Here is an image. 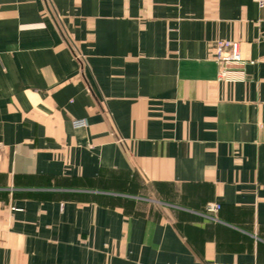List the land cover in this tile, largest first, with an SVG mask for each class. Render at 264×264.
Listing matches in <instances>:
<instances>
[{
    "label": "crops",
    "instance_id": "1",
    "mask_svg": "<svg viewBox=\"0 0 264 264\" xmlns=\"http://www.w3.org/2000/svg\"><path fill=\"white\" fill-rule=\"evenodd\" d=\"M0 264H264V6L0 0Z\"/></svg>",
    "mask_w": 264,
    "mask_h": 264
},
{
    "label": "built area",
    "instance_id": "2",
    "mask_svg": "<svg viewBox=\"0 0 264 264\" xmlns=\"http://www.w3.org/2000/svg\"><path fill=\"white\" fill-rule=\"evenodd\" d=\"M259 7L264 6V0H254ZM77 58H81L77 56ZM213 60L218 66V79L223 81H237L244 78L243 66L246 62L254 63L253 60H245L234 41L217 40L213 47ZM75 126L85 125V119L73 121ZM123 142V139H118ZM220 209V203L210 201L205 205V214L212 217V214Z\"/></svg>",
    "mask_w": 264,
    "mask_h": 264
}]
</instances>
